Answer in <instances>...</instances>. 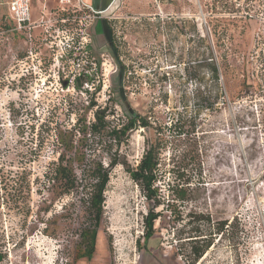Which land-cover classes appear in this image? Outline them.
Wrapping results in <instances>:
<instances>
[{"label": "rangeland", "instance_id": "obj_1", "mask_svg": "<svg viewBox=\"0 0 264 264\" xmlns=\"http://www.w3.org/2000/svg\"><path fill=\"white\" fill-rule=\"evenodd\" d=\"M3 2L0 264H187L177 239L187 218L153 207L129 176L144 139L156 138L141 127L110 152L119 163L103 194L94 252L79 257L80 231L90 223L86 194H66L48 171L73 125L92 121L97 106L115 121L138 113L169 127L180 119L163 130V167L175 165L202 186L179 211L238 226L237 254L216 238L197 264H264V0H110L75 13L57 0H33L39 24L29 35L14 29ZM210 57L220 67L217 83ZM198 90L208 97L203 107ZM164 181L166 194L168 170ZM156 211L146 238L145 217Z\"/></svg>", "mask_w": 264, "mask_h": 264}, {"label": "trees", "instance_id": "obj_2", "mask_svg": "<svg viewBox=\"0 0 264 264\" xmlns=\"http://www.w3.org/2000/svg\"><path fill=\"white\" fill-rule=\"evenodd\" d=\"M212 79L217 83L219 80V65L210 57L207 63ZM194 81L200 84L195 77ZM195 102L197 107H203L208 97L201 91H197ZM91 105H95L94 102ZM212 108V102L208 105ZM113 111L107 106H97L93 111L92 121H79L69 131V138L64 143V152L60 153L57 160L52 162L48 171L50 180L57 181L62 185L64 192L69 194L73 191H83L86 195L84 203L87 202V212L90 223L80 231L81 251L79 257H91L95 248V237L97 228L102 217V204L104 191L109 180L111 168L119 163L117 157L110 153L113 147L115 151L128 140L129 133L138 129H152L155 139H144V150L137 164L128 168L131 179L139 186L144 198L153 207L161 206L162 210L168 211L172 218L183 221L188 226L186 235L177 238L179 241L180 256L187 264H197L198 261L224 237L238 252V230L232 221L223 219L213 222L209 213L188 211L184 217L180 206L193 199V186L198 188L202 181L197 184L191 183L190 179L184 178V170L172 165L169 169L163 167L162 151L166 146L167 138L163 135L165 128H176L180 119L176 118L169 127H163L152 122L148 116L138 113L129 114L124 120L115 121L110 118ZM180 134V133H178ZM91 153L87 157L86 151ZM69 152L70 155H66ZM103 155L107 161H103ZM103 163L106 164L103 165ZM172 174L173 181L166 183L167 193H162L160 184L165 182V171ZM198 174H201L200 172ZM264 181V175H263ZM48 180V181H50ZM202 186V185H201ZM160 211L151 212L149 219L145 217L147 231L145 237L152 235V222L161 216ZM0 252V260L2 257ZM237 254V253H236Z\"/></svg>", "mask_w": 264, "mask_h": 264}, {"label": "built area", "instance_id": "obj_3", "mask_svg": "<svg viewBox=\"0 0 264 264\" xmlns=\"http://www.w3.org/2000/svg\"><path fill=\"white\" fill-rule=\"evenodd\" d=\"M30 1L31 0H7V6L9 10V18L14 23V29L20 33L30 34L32 24L30 20ZM61 11L70 10L75 13L79 10V5L92 9L90 5H86L83 0H76V4L71 0H57ZM43 6H45L43 4ZM64 21V19H60ZM67 46L73 45L72 41L67 40Z\"/></svg>", "mask_w": 264, "mask_h": 264}, {"label": "crops", "instance_id": "obj_4", "mask_svg": "<svg viewBox=\"0 0 264 264\" xmlns=\"http://www.w3.org/2000/svg\"><path fill=\"white\" fill-rule=\"evenodd\" d=\"M47 1V0H46ZM56 2V0H53ZM84 3H86V5H90L91 7H95V8H104L108 5L110 0H83ZM3 4L6 7L7 10V14L9 16V10H8V6H7V0H4ZM33 11H34V6H33V0L30 1V20H31V24H32V28L31 31L38 26L39 21H36L33 19Z\"/></svg>", "mask_w": 264, "mask_h": 264}, {"label": "flooded vegetation", "instance_id": "obj_5", "mask_svg": "<svg viewBox=\"0 0 264 264\" xmlns=\"http://www.w3.org/2000/svg\"><path fill=\"white\" fill-rule=\"evenodd\" d=\"M82 8H87V7H82ZM82 8H79V10H81ZM78 11V10H77ZM63 14H65V13H63Z\"/></svg>", "mask_w": 264, "mask_h": 264}]
</instances>
